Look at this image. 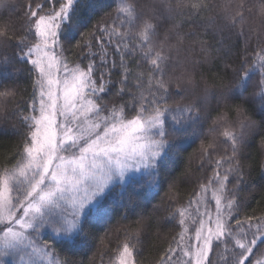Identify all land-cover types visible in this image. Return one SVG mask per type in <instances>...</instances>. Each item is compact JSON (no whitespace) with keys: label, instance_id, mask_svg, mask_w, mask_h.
Returning a JSON list of instances; mask_svg holds the SVG:
<instances>
[{"label":"snow or ice","instance_id":"snow-or-ice-1","mask_svg":"<svg viewBox=\"0 0 264 264\" xmlns=\"http://www.w3.org/2000/svg\"><path fill=\"white\" fill-rule=\"evenodd\" d=\"M230 5L228 0L221 13L224 24L241 25L243 36V0L234 14ZM83 6L95 8L85 0H40L34 7L29 0L19 29L0 27V53L12 50L0 55L6 66L0 78V122L14 117L10 128L20 137L16 151L0 157V264H74L61 258L58 246L71 250L87 243L86 229L110 218L114 206L124 209L127 218L145 185L159 186L176 140L204 130L211 118L210 94L227 109L212 119L207 133L215 136L201 147L212 175L187 205L173 207L175 184L169 185L167 219H175L180 231L157 264H264V215L239 218L240 193L250 171L241 163L242 148L264 132V45L258 43L252 52L246 48L231 79L218 74L214 88L205 84L204 95H198L188 66L197 61L182 60L180 46L189 39L186 51L195 52L199 45L206 53L223 31L198 22L208 8L205 0H159L151 14L137 0H117L113 23L81 32L73 44ZM260 14L264 16V4ZM162 21L172 24L160 38ZM185 24L189 29L181 31ZM172 38L176 44L170 43ZM110 49L119 54V64L109 59ZM73 50L88 62L65 55ZM133 63L136 69L143 63L147 70L134 71ZM117 68L120 87L105 99ZM21 72L32 88L26 109L17 101L13 79ZM237 99L244 103L233 105ZM245 104L252 105L258 120ZM216 152L222 154L214 159ZM129 186L137 190L135 195ZM117 187L119 199L110 205ZM142 227L137 222L134 229H122L118 264H138Z\"/></svg>","mask_w":264,"mask_h":264},{"label":"trees","instance_id":"trees-1","mask_svg":"<svg viewBox=\"0 0 264 264\" xmlns=\"http://www.w3.org/2000/svg\"><path fill=\"white\" fill-rule=\"evenodd\" d=\"M40 0H33L35 3ZM91 3L95 6L94 10L87 6L79 9V16L75 22V28L72 31V43L80 39L81 32H90L97 25H111L114 19V9L117 0H85V3ZM175 2V0H173ZM29 0H0V27L5 25H14L19 29L23 19L25 6ZM159 0H137L138 7L145 13L151 14L153 9L158 8ZM208 8L202 13L203 19H198V22L204 26L211 25L212 28H222L223 31L212 43V47L206 52L199 51V45H195L196 51L189 52L186 49L190 46V40L186 39L181 45L180 58L182 60H195V65L189 64V71L192 74L196 85L198 95H204L203 87L205 84L209 89L214 88L216 75H223L228 79L232 78V70L239 67L240 60L245 55V49L252 52L257 44L264 45V16L260 14L261 5L264 0H243L244 14V35H239L241 25L236 28L226 27L222 19V10L228 0H205ZM241 0H231L230 14L239 11L238 5ZM51 7L45 4V8ZM59 7V4H56ZM108 14V15H106ZM214 18V23L208 18ZM172 21H162V27L159 29L160 38L163 37L164 30L171 27ZM189 25L185 24L181 31H187ZM22 33L17 31L16 35ZM99 35V33H97ZM222 37V41H221ZM191 39H195L194 37ZM170 43L176 44V39L172 38ZM95 45V41H93ZM219 49V51H217ZM93 51H97L93 47ZM0 53V55L10 54ZM76 50L66 52L70 59L79 63L86 64L87 59H84L75 54ZM109 59H115L119 64V54L112 49L109 50ZM139 59V57H136ZM133 70H147V65L142 63L141 69H136L135 64H130ZM6 66L0 63V78L5 76ZM10 71V69H9ZM179 70H177V74ZM121 76L119 68L112 71L111 79L113 85L110 86V92L105 99H109L116 88L120 87L118 80ZM16 86L19 89L17 93V101L20 102V107L26 109L31 101V81L26 72H21L13 77ZM255 79V78H254ZM7 83V80H4ZM252 88L249 89V92ZM127 99V97H125ZM179 99V97H176ZM244 103L237 99L232 101L233 105ZM211 118L208 120L201 134H193L182 136L175 142V146L169 153L168 161L163 169L162 177L158 187H144V194L141 195L137 206L127 210V218L125 210L118 206L113 207L110 218L106 219L102 224H94L86 230L90 233L87 243H77L71 250H61V258H67L74 264H118L117 256L121 242L124 240L122 229L124 227L136 228L137 222L142 224L141 240L138 245L139 251L135 254V259L138 264H157L162 252L168 247L172 236L180 231L175 219H167L169 185L175 184L174 196L176 204L173 207L187 205L196 192L199 185L207 181V177L212 175V166L207 161L206 157L201 156L202 144L207 146L212 141L215 134H208L207 129L221 111H226L223 107V102L218 106V98L214 95H209L207 99ZM12 104H8L11 109ZM249 108V115L254 119H259L258 115L254 114V109L251 104H245ZM232 118H235V111L230 113ZM16 123L14 117H9L7 120L0 122V157L11 156L16 151L20 137L12 134L10 125ZM224 147H227L226 145ZM230 151V149H229ZM222 153L216 152L213 158H218ZM241 163L245 169H250L247 172L249 177L247 185L241 190L240 196L243 206L240 209V219L247 215L260 216L264 215V176L261 175V165H264V132L254 135L242 148ZM0 163L3 160L0 159ZM203 163V167L201 164ZM128 191L133 195L136 191L132 186H129ZM210 195V193H209ZM120 189L117 187L109 197V203L118 200ZM214 203V201L212 202ZM195 207V205L193 206ZM215 259V257H213Z\"/></svg>","mask_w":264,"mask_h":264},{"label":"rangeland","instance_id":"rangeland-1","mask_svg":"<svg viewBox=\"0 0 264 264\" xmlns=\"http://www.w3.org/2000/svg\"><path fill=\"white\" fill-rule=\"evenodd\" d=\"M213 206H214V203H213Z\"/></svg>","mask_w":264,"mask_h":264}]
</instances>
